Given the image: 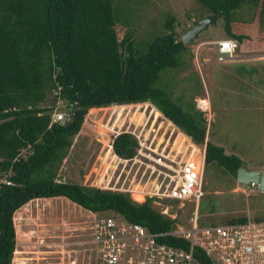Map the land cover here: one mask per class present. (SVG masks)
Wrapping results in <instances>:
<instances>
[{"label":"trees","instance_id":"16d2710c","mask_svg":"<svg viewBox=\"0 0 264 264\" xmlns=\"http://www.w3.org/2000/svg\"><path fill=\"white\" fill-rule=\"evenodd\" d=\"M128 1L0 0V172H11V183L0 187V264H13L15 233L19 239L23 234L19 210L33 200L65 197L88 211L122 215L156 233L175 228L177 219L155 209L152 199L138 203L127 193L56 178L73 137L96 118L91 112L95 107L151 103L194 143L206 140L205 112L195 103L185 108L180 96L174 99L171 91L155 85L164 69L180 66L181 54L190 51L177 31L178 19L168 16L165 31L147 42L138 43L130 31L120 40L116 25L124 18ZM197 1L208 11L203 18L216 15V24L223 19L227 38L239 43L247 36L233 29L238 11L247 7L253 11V23L264 25V0ZM200 20L192 21L188 30ZM64 107L73 111L72 119L52 123L54 110ZM190 140L186 141L191 144ZM102 142L108 145L106 138ZM134 146L130 133L113 138L119 156L132 155ZM21 149L26 151L20 154ZM204 164L235 178L242 161L223 146L206 141ZM96 181L100 183L99 178ZM246 218L229 217L227 223ZM160 240L188 244L173 236ZM19 254L15 263L23 260ZM195 254L202 264H213L203 249L197 247Z\"/></svg>","mask_w":264,"mask_h":264},{"label":"rangeland","instance_id":"374dc122","mask_svg":"<svg viewBox=\"0 0 264 264\" xmlns=\"http://www.w3.org/2000/svg\"><path fill=\"white\" fill-rule=\"evenodd\" d=\"M125 5L124 18L116 25L118 37L121 40L130 31L138 43L147 42L165 31L163 25L170 15L178 19L177 31L182 36L188 30V24H193L189 18L200 20L208 12L197 0H129ZM252 13L247 7L238 11L233 24L234 31L247 36L241 43L237 42L240 46L236 53L248 55L241 59L242 62H220L213 45L204 51L203 47L197 48L200 42L196 40L187 45L193 56L190 58L189 50L183 52L181 65L164 69L155 85L171 91L174 99L180 96L185 108L195 103L196 109L202 110L198 102L206 101L209 108L204 109L208 121L206 140L223 146L227 154L237 155L242 161L241 166L246 169L261 171L264 170V25L256 26ZM203 32L211 40L229 36L223 19ZM62 104L61 101L59 106ZM143 108L154 109L156 118L153 117V121L160 116L151 103L92 108L96 118H92L86 128L82 126L79 134L73 137L57 180L99 187L104 173L114 161L111 153L114 133L123 125L125 131L128 120L139 126L146 115ZM157 124L163 133L177 130L161 118ZM104 131L106 135L101 134ZM104 138L108 145L102 142ZM186 140L188 138L178 132L176 147L191 146ZM198 147L205 149V141ZM193 152L197 158L199 151L194 148ZM108 158L111 162L107 165ZM203 192L199 205L200 223H227L229 217L240 216L264 219V191L237 182L215 165L204 164ZM136 197L141 199L139 195ZM65 199L34 200L19 210L21 219L18 225L23 234L19 239L15 233L17 243L13 264L87 263L89 251L86 249L92 244L83 241L93 238V216L82 206H75ZM161 201L172 205L171 212L178 213L179 223L190 226L195 203L185 202L183 211L177 209L176 200ZM17 252L23 259L21 263L20 259L14 262Z\"/></svg>","mask_w":264,"mask_h":264},{"label":"built area","instance_id":"2783aa9c","mask_svg":"<svg viewBox=\"0 0 264 264\" xmlns=\"http://www.w3.org/2000/svg\"><path fill=\"white\" fill-rule=\"evenodd\" d=\"M212 43L217 47L220 62L235 58L236 40L223 38ZM205 102L199 101V106L204 107ZM142 110L146 115L139 126L128 120L125 131L123 125L122 131L114 133V137L122 133L132 134L134 152L130 156H119L110 145L114 161L98 188L127 193L138 203L152 199V205L158 211L172 218L179 217L178 213L171 212L172 205L163 204L161 200H176L177 209L183 211L185 202L195 203L190 226L177 222L174 229L156 233L122 215L92 213L93 238L83 241L92 244L86 249L89 251L86 264H202L195 254L197 247L203 249L213 264H264V219L247 217L244 222L200 223L205 149L199 147L195 158L193 151L198 145L190 138L193 146L186 145L179 150L175 145L179 129L175 126L176 132L163 133L157 126L158 119L170 121L162 114L153 121V117L156 118L154 109ZM72 116L70 109L56 108L52 123L69 122ZM25 151L21 149L20 154ZM110 162L108 158L107 165ZM10 173V170L0 172V187L2 183H11L8 179ZM166 236L184 239L188 244L183 246L160 240Z\"/></svg>","mask_w":264,"mask_h":264},{"label":"water","instance_id":"95a60500","mask_svg":"<svg viewBox=\"0 0 264 264\" xmlns=\"http://www.w3.org/2000/svg\"><path fill=\"white\" fill-rule=\"evenodd\" d=\"M218 16L211 15L196 23L194 27L190 28L182 35V40L185 45L192 44L203 31L209 29L210 26L216 24ZM237 182L250 184L253 183L258 189L264 191V170L246 169L243 166H239L235 173Z\"/></svg>","mask_w":264,"mask_h":264},{"label":"crops","instance_id":"0c3cea01","mask_svg":"<svg viewBox=\"0 0 264 264\" xmlns=\"http://www.w3.org/2000/svg\"><path fill=\"white\" fill-rule=\"evenodd\" d=\"M208 16H210V15H207L206 17H208ZM206 17H204V18H206ZM193 18V17H192ZM203 18V19H204ZM202 20V19H201ZM192 21L194 22V21H196V19L195 18H193L192 19ZM188 26H189V24H188ZM211 27V26H210ZM210 27H209V29H210ZM230 38V37H229ZM222 39V38H221ZM196 40H199V44H198V46H197V48H199V49H201L202 47L204 48V51H205V48L206 47H208V49H211V47L209 46V45H213V47H212V49H216L217 50V47H216V45H214L213 43H212V41H215V40H218V39H213V40H211V39H207V35H206V33L205 32H202L201 34H200V36H199V38L198 39H196ZM196 40L193 42V43H195L196 42ZM237 42V41H236ZM239 46L240 45H238V43H237V48L236 49H239ZM194 51V50H193ZM208 51V50H207ZM243 53H244V55H243ZM207 54H209V52H207ZM245 56H248L245 52H238V53H236V56H235V58L233 59V60H230V61H228V63H230V62H242L241 61V59L242 58H244ZM210 104H211V107H212V101L210 100ZM158 111V110H157ZM159 112V111H158ZM160 113V112H159ZM162 114V113H161ZM160 114V115H161ZM163 115V114H162ZM175 127V126H174ZM176 128V127H175ZM177 129V128H176ZM182 135H184L181 131H179ZM185 136V135H184ZM185 137H187V136H185ZM187 138H190V137H187ZM187 144H190L189 142H187ZM57 198V197H56ZM60 198H63V199H65V197H60ZM65 200H67L68 202H71L72 204H74L75 206H78V207H81V206H79V205H77V204H75V203H73L72 201H70L69 199H65ZM34 201V200H33ZM35 201H37V200H35ZM82 208V207H81ZM87 212H90V211H88L87 210ZM90 214H92V212H90ZM61 264V263H60ZM65 264H68V263H65Z\"/></svg>","mask_w":264,"mask_h":264},{"label":"clouds","instance_id":"9594fccd","mask_svg":"<svg viewBox=\"0 0 264 264\" xmlns=\"http://www.w3.org/2000/svg\"><path fill=\"white\" fill-rule=\"evenodd\" d=\"M223 39V38H222ZM231 39V38H230ZM219 40V39H218ZM235 40V39H234ZM237 43V42H236ZM198 105H199V102H198ZM199 108H206V105L204 106V107H201V106H199ZM203 111H204V109H202ZM180 130V129H179ZM181 131V130H180ZM183 132V131H182ZM184 133V132H183ZM188 136V135H187ZM190 137V136H189ZM190 138H192V137H190ZM193 140V139H192ZM113 143V142H112ZM198 145V144H197ZM248 185L249 186H252V187H257L255 184H253L252 183V185L251 184H249L248 183ZM156 209V208H155ZM158 210V209H157ZM91 212V211H90ZM92 213H94V212H92ZM166 215V214H165ZM167 216H169V215H167ZM172 218V217H171ZM173 219H177V222H179L180 220H179V218L177 217V218H173ZM176 226V225H175Z\"/></svg>","mask_w":264,"mask_h":264},{"label":"bare ground","instance_id":"6f19581e","mask_svg":"<svg viewBox=\"0 0 264 264\" xmlns=\"http://www.w3.org/2000/svg\"><path fill=\"white\" fill-rule=\"evenodd\" d=\"M205 105H206V108L209 109V108H208V104H207V102H205ZM160 114H161V113H160ZM172 126H174V125H172ZM185 136H186V135H185ZM187 137H188V136H187ZM179 150H181V149H179ZM15 213H16V212H15Z\"/></svg>","mask_w":264,"mask_h":264}]
</instances>
